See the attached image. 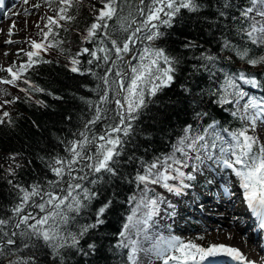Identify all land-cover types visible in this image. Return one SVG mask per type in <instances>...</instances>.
<instances>
[{
    "label": "snow or ice",
    "instance_id": "obj_1",
    "mask_svg": "<svg viewBox=\"0 0 264 264\" xmlns=\"http://www.w3.org/2000/svg\"><path fill=\"white\" fill-rule=\"evenodd\" d=\"M73 2L74 0H60L63 6L59 8L55 18L47 17L44 27L48 31L43 32L44 40H48L53 31L50 25L63 27L59 21L73 19L67 15ZM126 2L127 0H100L99 8L93 6L96 14L83 35L82 43L95 44L96 47H82L69 59L68 70L81 76L90 74L102 82V89L97 85L100 89L99 100L95 105L89 102V107L95 109L94 114L91 119L86 120L78 133H73V139L60 141L64 155L58 153L46 161V167L55 177L47 179L46 188L39 183L31 185L30 190L13 185L22 195L19 203L11 209V216L0 218V257H6L7 264H29L30 261L34 264L35 257L31 253L27 259L12 257L16 251L39 248L41 242L51 249L53 256L61 259L63 257L60 250L64 248L89 255L81 246V240L90 230L99 229L105 224L104 217L113 201L102 202L95 211L94 221L83 225L78 233H65L61 225L69 221L68 213L79 215L97 198L95 185L101 181L111 183L117 179H127L121 175V167L138 161L139 168L134 182L138 189L141 185L143 188L140 189L138 200L136 196L129 199L130 203L135 202V207L123 224L118 234L121 239L116 245L117 248L128 249L127 264H139V254L142 252L151 258L149 264H153V261L159 264H222L221 258L224 257L236 264H255L234 247L223 244L202 247L191 241L184 242L175 235L165 236L159 231L153 234L151 230L156 224L155 217L164 211L161 205L167 203L169 209L174 208V205L166 202L159 194H153L149 185L160 186L167 192L180 196L184 189L192 186L186 181L196 180L195 173L202 172L204 168L234 175L247 208L259 220V228L264 229V142L255 135L258 126H264V97L258 100L244 90V85L256 89L264 87V82L245 71L235 74L223 72L218 63L221 59L219 56L206 53L202 46L188 39L181 44L182 49L188 51L201 48L199 56L193 54L188 57L190 60L200 61L199 64L192 65L194 69L203 68L209 74V79L216 77L217 72H223V82L210 95L218 98L215 102L221 107L233 105L235 110L226 111H230L233 118H238L242 126L230 130L212 120L197 131L191 124H187L170 155L163 158L158 156L152 161L136 157L134 151H127L137 135L135 122L140 121L149 104L158 102L154 99L158 94L173 87L183 60L181 56H173L156 45V41L166 35L161 28L173 29L178 19H183L184 11L198 13L202 5L198 0H139L134 16L131 11L124 15ZM23 3L28 4L29 0H23ZM75 3H80V0H75ZM249 4L250 6L242 9L237 7L239 16H231V19L240 21L238 32L242 39L246 38L247 42L261 47L264 46V0H249ZM32 6L40 7L38 3ZM223 7L231 8L234 5L225 0ZM219 15L228 18L223 10H219ZM256 17L261 19L257 20ZM13 28L15 22L8 29L9 36L13 35ZM115 33L127 35L118 41L113 38ZM5 43L11 44L13 41L7 40ZM30 47L31 50L24 52L27 62L0 68V71L7 72L11 77L0 78V84L18 87L17 82L22 81L30 88L35 87L24 77V73L36 64L50 63L42 60L40 53L47 52L53 44L31 41ZM138 47L140 50L133 56L132 53ZM222 48L234 50L239 59L245 60L252 67L264 65V55L250 57L247 49H237L227 37L223 40ZM85 55L89 57L86 63L91 66L87 69L81 67L80 57ZM134 59L136 64H132ZM101 68L103 73L98 74L95 69ZM216 82L219 83L218 78ZM180 87L185 94H192L191 88L184 84ZM18 90L28 93L25 88ZM35 90L43 91L38 87ZM8 95L6 91L0 90V96ZM54 98L61 99L59 96ZM18 99H4L0 102V109L15 104ZM37 103L43 106L44 102ZM190 103L195 105L196 101L192 100ZM109 104H114L115 108H108ZM208 115L207 111H194L197 120H204ZM5 118H8L7 121ZM6 122L11 123V116L8 111H3L0 124ZM100 122H103L102 128L94 130ZM140 135L150 138L149 133L141 132ZM9 159L14 161L15 156H10ZM16 167L20 165L17 164ZM185 168H191V172L186 173L183 171ZM8 172L13 175L15 169L10 167ZM8 183L13 182L9 180ZM29 209H39V213ZM140 212L143 214L138 217ZM168 215L174 213L169 212ZM133 230L139 239L131 238ZM142 241L148 242L150 246L145 248ZM87 248L95 253V242L89 243ZM0 264L4 262L0 260ZM121 264L124 262L121 261Z\"/></svg>",
    "mask_w": 264,
    "mask_h": 264
},
{
    "label": "trees",
    "instance_id": "obj_2",
    "mask_svg": "<svg viewBox=\"0 0 264 264\" xmlns=\"http://www.w3.org/2000/svg\"><path fill=\"white\" fill-rule=\"evenodd\" d=\"M224 2L225 0H198V3L202 5L198 13L184 11L183 19H178L173 29L161 28L166 35L157 40L156 45L164 48L173 56H181L183 60L173 87L158 94L154 98L158 102L149 104L140 121L135 122L137 135L127 151L130 153L134 151L136 157L152 161L158 156L163 158L165 155H170L173 152V145L177 144L184 134L183 129L187 124H191L197 131L206 127L212 120L218 121L221 127L230 130H236L242 126L238 118H233L230 111H226V109L235 110L232 105L221 107L215 102L218 98L210 95V92L223 82V72L235 74L245 71L264 82V65L250 66L245 60L239 59L234 50L223 49V40L227 37L237 49H247L249 56L253 58L264 55V46L257 47L247 42L246 38L242 39L238 32L241 27L240 21L231 19V16H239L237 7L242 9L250 6L249 0H229L234 5L231 8H224ZM39 4H42L47 11L48 17L54 18L59 8L63 6L60 0H47V2L41 0ZM93 6L99 8L100 0H80V3H75L74 0L73 6L67 11V15L73 19L59 21L63 27L49 26L53 31L49 34L46 44L51 42L53 47L47 52H41L40 58L50 63L36 64L24 73V77L35 87L30 88L22 81L17 82L18 87L0 84V90L9 93L8 96H0L2 100L19 98L15 104L6 105L0 112L2 115L3 111H8L11 116V123L0 124V218L10 217L11 209L19 203V197L22 194L13 185L30 190L31 185L39 183L46 188L47 179H55L46 167V161L58 153L64 155L63 144L60 141L73 139V133H78L86 120L91 119L94 114L95 109L89 107V102L95 105L99 100L98 91L103 88L102 82L90 74L81 76L68 70L69 59L82 47H96L95 44L82 43L83 35L86 34L96 14ZM138 6L139 0H127L124 5V15L131 11L135 16ZM219 10L225 11L228 18L221 17ZM41 15L33 26L30 40L27 44H23L21 55L16 57L12 63L18 65L27 59L24 52L31 50V41L41 42L43 40V32L48 31L44 27L47 24V16ZM113 27H115L114 23ZM125 35L127 34L115 33L113 38L120 41ZM188 39L202 46L206 53L210 52L219 56L221 59L218 63L223 72H217L216 77L209 79V74L203 68L194 69L192 65L199 64L200 61L190 60L188 57L193 54L199 56L201 48L188 51L182 49L181 44ZM139 50L138 47L132 55L135 56ZM88 58L86 55L80 57L81 67L84 69L91 67L86 63ZM136 62L135 59L132 60V64ZM95 70L98 74L103 73V68ZM0 78L10 79L11 77L7 72L1 71ZM217 78L219 83L216 82ZM98 84L100 89L97 88ZM181 84L191 88L192 94H185L180 87ZM36 87L43 91H36ZM19 88L28 89V93L19 91ZM254 93L258 97H264V87L256 88ZM56 96L61 99H55ZM192 100L196 101L195 105L190 103ZM37 101H43V106ZM107 107L112 109L115 105L109 104ZM194 111H207L209 115L204 120H197L194 117ZM7 119L5 118L6 121ZM102 124L103 122L98 123L94 130L101 129ZM141 132L149 133L150 138L146 139L145 136L140 135ZM255 135L260 139L258 129ZM10 156H15V160H10ZM17 164L20 167H16ZM10 167L15 169L13 175H9ZM138 168V161L125 164L121 167V175L127 179H117L111 183L101 181L95 185V190L98 191L97 198L79 215L73 212L68 213L69 221L61 225L65 233H78L83 225L94 221L95 211L102 202L113 201L104 217L105 224L99 229L90 230L89 234L81 240V246L90 253L89 255L77 253L72 248H64L60 250L63 257L61 259L53 256L51 249L41 242L39 248L16 251L12 258L27 259L31 253L35 257L34 264H54V262L55 264H121V261L127 264L128 249L117 248L116 245L121 239L118 234L134 208V202L130 203L129 199L132 196L141 195L140 189L143 185L138 189L134 182ZM183 171L186 172L187 169ZM210 175L211 171L207 170L202 172L200 180L196 178L194 181H186L192 186L184 189L180 196L166 192L178 205L173 217L183 213L184 205L190 196H194L196 187L203 189L209 185ZM9 180L13 183L9 184ZM129 180L133 182L130 183ZM169 183L175 182L169 181ZM88 187L93 188L92 185ZM29 211L39 213V209H29ZM169 219L173 218L169 217ZM187 223L186 227L196 226L191 218H188ZM93 242L96 244L95 253H91V250L87 248V245ZM0 260L7 264L6 257H0ZM29 264L33 262L30 261Z\"/></svg>",
    "mask_w": 264,
    "mask_h": 264
},
{
    "label": "rangeland",
    "instance_id": "obj_3",
    "mask_svg": "<svg viewBox=\"0 0 264 264\" xmlns=\"http://www.w3.org/2000/svg\"><path fill=\"white\" fill-rule=\"evenodd\" d=\"M39 2H41V0H29L28 4H24L23 0H8V5H6L2 11L4 15H6V18L3 17V15H0V22H3V31L6 32L4 33L5 40H12L13 43L6 44L0 41V50L1 48L5 50H3V52L2 50L0 51V68L11 66L13 60L21 55L22 46L23 44H27L30 40L31 31L33 26H35L34 24L38 17L42 16L41 14L48 17L47 11L43 8L42 4H39ZM37 3L40 7L34 8L32 5ZM260 19V17L257 18V20ZM13 22H15V28H13L12 31L15 32V34L9 36L8 29ZM42 41L46 44V40L43 39ZM5 53H7V55H5ZM27 59L22 63L27 62ZM22 63H18L16 66H19ZM244 90L258 100L262 98L254 93L255 89L247 85H244ZM2 101L3 100L0 97V102ZM241 103H243V101ZM232 108L235 109L233 105ZM258 130L260 132V140L264 142V126H258ZM212 167L215 168V165ZM186 169V173L191 172V168ZM207 170L211 171V183L203 189L201 187H196L194 196H190L188 202L184 205L185 210L183 213H180L175 217H173V215H168L169 212L174 213L178 208V205L169 197V194H173L167 192L160 186L149 185L154 191L153 194H159L166 202H171L174 205V208L172 209L167 208V203L161 205V208L164 209V211H162L159 216L155 217L156 224L151 230L153 234L159 231L165 236L175 235L184 242L191 241L202 247H208L213 244L229 246L223 242H225L226 239H230L232 237L231 234L226 238L225 234L222 233V235L218 232L219 228H227L230 230L231 228L234 229V226H236V228H240V235L243 234L246 236L250 233L253 238V233H256L255 235L257 237L258 233L256 228L252 229L251 227V229L248 228L246 231L243 230L246 227V223L243 221L245 220L244 215L249 213L247 212L248 208L243 200L242 191L239 188V183L236 177L234 175L229 176L228 174L220 173L218 170L213 172L208 168H204L202 172ZM202 172L198 171L195 173L196 178L199 180L202 178ZM225 189H227V191H225ZM139 197L140 195L137 197V200ZM165 209L169 210V212ZM142 214L143 213L140 212L137 215L139 217ZM169 217L173 219H169ZM188 218L193 219L196 224L195 227H186L188 224ZM175 219H177V221H175ZM175 222H177V224ZM131 238L139 239L135 234V230H133ZM253 239H255V237ZM142 243L145 248L150 246L148 242L142 241ZM253 244L256 246L257 250L251 251V249L244 246L246 250L244 255L248 260L254 261L256 264H264V247L262 246V242L258 240ZM237 249H239V247H237ZM258 252L262 254H259ZM261 255L262 257H260ZM150 259L151 258L143 252L139 254V264H149ZM227 259L228 258L224 257L221 261ZM232 262L236 263L234 261ZM153 264H159V262L153 261Z\"/></svg>",
    "mask_w": 264,
    "mask_h": 264
},
{
    "label": "bare ground",
    "instance_id": "obj_4",
    "mask_svg": "<svg viewBox=\"0 0 264 264\" xmlns=\"http://www.w3.org/2000/svg\"><path fill=\"white\" fill-rule=\"evenodd\" d=\"M7 1V0H5ZM12 14V13H11ZM3 15V17L6 18V15H4V13H1V16ZM4 18V20H5ZM3 22H0V41L2 43H5V40L6 38H4V33H6L5 31H3ZM13 34H15V32H13ZM7 44V43H6ZM5 48V47H4ZM2 52L4 49H2ZM0 50V51H1ZM5 51V50H4ZM240 191V190H239ZM238 191V192H239ZM241 195V194H240ZM247 212L249 214L247 215H244L245 216V220H243L245 223H246V227L243 229L246 231V229H254L256 228L257 229V237H256V233H253V238L255 237V239H253L250 235V233L246 236H244L242 233V235H240V228H236V226H234V229L231 228L230 230H228L227 228H219L218 229V232L219 233H223L225 234L226 238H228V236L231 234V238L230 239H226L225 244H228L230 247H239V250L245 254L244 252H246L245 250V247L248 248V249H251V251H256V246H254L253 243H256V241L260 240L262 242V246L264 247V229H260L259 228V220L257 219V217L255 215L252 214V212L248 209ZM246 233V232H245ZM222 234V235H223ZM255 235V236H254ZM218 236V235H217ZM224 237V236H223ZM221 240V239H220ZM253 242V243H252ZM245 246V247H244ZM262 249V248H261ZM259 254H262L260 252H258ZM262 257V255L260 256ZM223 259V258H221ZM222 264H236V263H233L232 261H229L228 259L227 260H223L222 261ZM256 264V263H255Z\"/></svg>",
    "mask_w": 264,
    "mask_h": 264
}]
</instances>
